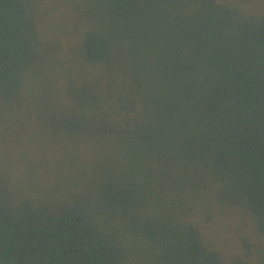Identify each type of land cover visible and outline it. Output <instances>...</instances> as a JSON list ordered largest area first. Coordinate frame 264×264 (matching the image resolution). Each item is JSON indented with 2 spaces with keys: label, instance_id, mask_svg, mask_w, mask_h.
<instances>
[{
  "label": "trees",
  "instance_id": "1",
  "mask_svg": "<svg viewBox=\"0 0 264 264\" xmlns=\"http://www.w3.org/2000/svg\"><path fill=\"white\" fill-rule=\"evenodd\" d=\"M0 264H264V0H0Z\"/></svg>",
  "mask_w": 264,
  "mask_h": 264
}]
</instances>
